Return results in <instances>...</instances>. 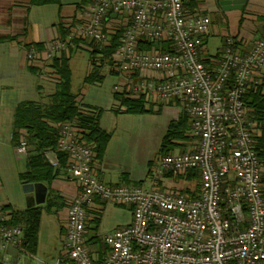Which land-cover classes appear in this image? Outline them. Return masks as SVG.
Segmentation results:
<instances>
[{"label": "built area", "instance_id": "2783aa9c", "mask_svg": "<svg viewBox=\"0 0 264 264\" xmlns=\"http://www.w3.org/2000/svg\"><path fill=\"white\" fill-rule=\"evenodd\" d=\"M123 14L128 21L113 57L114 69L126 81L124 89L116 86L115 92L147 100H183L198 147L160 157L155 174L196 170L200 193H171L155 184L105 183L95 175L94 146L81 140L75 122L62 124L58 150L68 154L70 177L81 188L68 211L70 264H264L263 166L245 101L262 83L264 38L243 53L236 39L227 37L217 67L210 68L201 54L211 18L187 10L185 0H91L87 23L42 51L32 48L28 59L52 62L76 41L87 39L103 49L117 31L108 28L110 16ZM145 41L157 46L143 50ZM49 77L57 79L56 74ZM17 151L28 154L25 138ZM96 199L129 206L133 213L130 225L105 235L109 250L100 263L85 237L88 211ZM9 221L10 214L0 204V241L21 246L23 228ZM55 264L62 262L57 259Z\"/></svg>", "mask_w": 264, "mask_h": 264}, {"label": "crops", "instance_id": "0c3cea01", "mask_svg": "<svg viewBox=\"0 0 264 264\" xmlns=\"http://www.w3.org/2000/svg\"><path fill=\"white\" fill-rule=\"evenodd\" d=\"M222 1L226 0H185L187 10L208 15L211 18L210 30L204 36L201 54L202 59L210 68L217 67L227 37L235 38L243 53L250 51L257 40L264 38V0H243L242 8H233L231 5H225L226 8H224L221 4ZM90 2L91 0H0V204L10 214V221L12 210L24 211L38 207L42 211L36 252L29 253L22 248V245L18 246L14 243L3 245L0 241V264H55L57 259L61 260L62 264L71 263L66 247V234L70 205L81 191L78 181L70 177L67 169H62L50 186L44 184L47 187V192L45 196L40 193V203L33 204L36 193L32 192L25 199L27 204H24L26 202L24 199L18 195H12L7 188L4 174L12 165V153L14 151L20 156H26V158L29 154L18 153V143L14 142L13 137L17 107L23 102L32 101L25 100L23 95H32L33 91L41 88L39 85L32 87V83L35 82V74L47 78L55 74L52 67L54 60L52 62H31L28 59V53L32 48L39 51L44 50L50 43L65 39L74 27L87 23L89 21L87 9ZM53 6L56 9H49ZM34 8H43L42 12L51 16V19H42L33 23L31 16ZM222 10L228 11L226 17ZM231 10H238L242 13H233L230 12ZM210 14H217L223 20L219 18L220 21H214ZM54 17L58 19L57 22H54ZM127 21V14L112 15L108 21V28L111 30L125 28ZM211 36L221 38L217 53L214 55L208 54ZM91 42L88 39L76 41L74 46L57 54L55 58L62 56L69 58L72 49L84 45H88L91 50ZM42 56L44 59V54ZM133 80L138 81L139 76H134ZM114 101L115 104H109L107 109L89 104L80 105L84 110L99 109L101 111V126L110 132L105 121V110L110 111V107L117 111L124 110L123 107L119 108L121 104L115 96ZM148 108L150 112L136 115L152 117L150 119L152 127L149 128L147 134L145 131L143 132V127H139L137 135L133 134L129 140L126 136L122 137L113 149L112 136L104 156L95 159V175L103 182L112 185L136 183V186L139 184L148 187L155 184L156 188L167 192L197 196L201 187L198 171H168L162 176L155 174L158 160L161 157L163 141L171 124L188 113L183 100L151 98L148 100ZM11 125L12 131L10 133ZM263 129L264 120L260 125L255 122L256 135L261 136ZM9 133L10 136L7 137ZM153 142H157L158 149H154ZM197 147L198 138L193 134L192 127H190V131L188 130L183 139L175 141L171 153L194 151ZM47 158L51 164L56 160L59 162L57 153L54 151L47 152ZM14 160L17 159L14 157ZM16 166L14 165V170ZM56 167H59V164ZM18 174L21 178L23 173ZM106 204L105 201L96 199L95 205L88 211L85 237L90 253L98 263L102 262L108 254V246L103 240V235L110 232L103 235H99L97 231L91 233L89 222L101 221L99 215L106 208ZM92 214L95 216L93 219H91ZM121 218L124 224L120 225V228L130 225L132 222L128 212L124 211Z\"/></svg>", "mask_w": 264, "mask_h": 264}, {"label": "trees", "instance_id": "16d2710c", "mask_svg": "<svg viewBox=\"0 0 264 264\" xmlns=\"http://www.w3.org/2000/svg\"><path fill=\"white\" fill-rule=\"evenodd\" d=\"M186 7V5H185ZM123 29L113 34L112 43L100 49L94 42L91 46V70L86 77L87 83L101 82L104 75L101 66L106 63L111 66V72L119 73L114 69V54L120 43ZM150 41L142 44L143 50H151L156 47ZM100 55L99 58L97 56ZM207 65V64H206ZM52 67L57 75L58 90L50 95L48 104L28 101L21 103L15 113L14 142L20 143L26 139L30 151L27 157V170L21 174L24 183H42L50 186L60 174L62 169L68 170V154L58 150L60 139V127L67 122H75L80 127V138L87 144L94 146L95 159L104 156L112 134L101 126V111L97 108L84 110L79 104L77 96L71 89V69L69 58L62 56L55 58ZM116 100L124 108L127 114H145L150 112L148 100L145 96L132 97L125 93H114ZM250 111L251 119L257 124L264 120V76L258 87L252 88L245 98ZM192 127V118L186 113L180 120L173 122L163 141L161 157L172 154L175 141L183 139ZM256 150L263 166L262 189L264 194V129L261 136L255 134ZM54 151L59 159V167L52 165L47 152ZM11 225H20L23 228L22 248L35 253L38 245V234L41 223L42 211L38 207H32L24 211L12 210ZM99 223V222H97ZM109 247H107V252Z\"/></svg>", "mask_w": 264, "mask_h": 264}, {"label": "rangeland", "instance_id": "374dc122", "mask_svg": "<svg viewBox=\"0 0 264 264\" xmlns=\"http://www.w3.org/2000/svg\"><path fill=\"white\" fill-rule=\"evenodd\" d=\"M49 9H56L55 6L49 7ZM43 8L37 9L34 8L31 16V21L36 23L37 21L51 19L49 15L42 12ZM223 11V10H222ZM224 12V11H223ZM230 12L233 13H242L238 10H231ZM225 17L228 11H225ZM238 14V15H239ZM214 21H220L219 16L217 14H210ZM57 17V15H56ZM54 17V22H57L58 19ZM223 20L222 18H220ZM43 22V21H42ZM209 44V51L208 54L214 55L217 53V47L220 45L221 38L217 36H211ZM69 65L71 69V89L72 92L77 96L79 104H89L94 106H101L102 108H106L109 104L113 103L114 101V93L115 87H120V91L124 89V84L126 78L123 74L120 73H113L111 72V66L104 63L101 66V73L105 75L103 81L101 83L93 82L87 83L86 77L91 69V52L88 45L81 46L79 48H74L70 52L69 57ZM34 83H32V87L35 85L41 86V88L33 91L32 95H23L25 100H32L42 104H48L50 100V95L54 94L58 90L57 81L52 78H47L35 74ZM113 106V105H111ZM114 107V106H113ZM121 109L122 107L119 106ZM111 111V112H110ZM110 111L106 112V124L109 128V131L112 133L113 136V144L112 149L115 145L121 140L122 137L130 139L132 135H137L136 133L139 130V127H143V132L147 134L149 128L152 127V119L151 116L142 117L136 116L135 114L127 115L123 113V111L113 110L110 107ZM135 115V116H134ZM10 133L12 131V125L9 128ZM128 130V131H127ZM5 131V129H4ZM10 133L7 137L10 136ZM5 135V132H4ZM152 146L154 149H158L157 142H153ZM15 159L17 160H14ZM12 165L10 166L4 174V181L6 183L7 188L10 190L12 195L20 196V198L26 201V197L31 194L25 191V185L22 179L19 177L20 174L24 173L27 170V158L26 156H20L17 154L16 151L12 153ZM14 165H17L14 170ZM120 185H128L130 187H135L136 183H119ZM137 186H140L139 184ZM23 201V200H22ZM23 201V202H24ZM107 206L103 209L101 214L99 215L100 222H89L91 233L97 231L99 235H103L106 232H114L120 225L124 223L122 220V214L128 212L131 220H133V213L129 207L124 205H117L113 202H106ZM27 204V201L24 202ZM95 218L94 214L91 215V219ZM132 223V222H131ZM128 226V225H127ZM123 228V227H122ZM109 234V233H107ZM105 235H103L104 240Z\"/></svg>", "mask_w": 264, "mask_h": 264}, {"label": "water", "instance_id": "95a60500", "mask_svg": "<svg viewBox=\"0 0 264 264\" xmlns=\"http://www.w3.org/2000/svg\"><path fill=\"white\" fill-rule=\"evenodd\" d=\"M242 2L243 0H232V1H222L221 4L225 7V5H231L233 8H242ZM25 191L28 193L35 192L36 197L34 203H40L39 195L40 193H43V195H46L47 187L42 183H26L25 185ZM31 207V205H29Z\"/></svg>", "mask_w": 264, "mask_h": 264}]
</instances>
